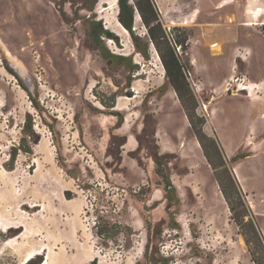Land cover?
Returning a JSON list of instances; mask_svg holds the SVG:
<instances>
[{
    "label": "rangeland",
    "instance_id": "374dc122",
    "mask_svg": "<svg viewBox=\"0 0 264 264\" xmlns=\"http://www.w3.org/2000/svg\"><path fill=\"white\" fill-rule=\"evenodd\" d=\"M118 1L0 0V264H264V0Z\"/></svg>",
    "mask_w": 264,
    "mask_h": 264
},
{
    "label": "trees",
    "instance_id": "16d2710c",
    "mask_svg": "<svg viewBox=\"0 0 264 264\" xmlns=\"http://www.w3.org/2000/svg\"><path fill=\"white\" fill-rule=\"evenodd\" d=\"M133 1L135 2V5L132 6L130 5L129 2L133 3ZM142 0H119V5H120V12H119V20L122 23V25L127 28L129 31L133 30V23H134V17H135V12L136 10H139L142 20L145 23V25L148 27V32L149 35L151 36L152 40L155 42L156 40V32L155 30L157 28H160V30L163 32V38L166 37V34L164 32V29L162 27V23L160 21V18L156 12L154 3L152 0H147V5H146V9L144 8L142 2ZM148 12V14H147ZM100 27V31H97V36L104 34L107 35L109 37H111L112 35H110L108 29H104L102 26V23L99 22L97 23ZM135 41L137 42V38L135 37ZM182 44V43H181ZM145 57H147L146 53L144 51H140ZM161 58L163 60L165 69L168 73V75L171 77V79H173V81H175L176 79L182 77L183 75V71H182V63L179 60V56L178 54L175 52L174 49H172L170 51V58L168 56H166L164 53H160ZM129 96H132V93H129ZM187 115L192 123V125H194L193 122V118L192 115L187 112ZM199 135V133L197 132V136ZM27 152H30V150L28 149H24ZM239 156H235L232 159L237 160ZM158 160V157H157ZM168 187L172 188V183L171 181H168ZM229 204L230 201H228ZM231 209H233L234 207L232 205ZM248 213H246L247 215ZM254 214L253 216L250 218L249 220V225L251 226L252 230L256 233V236L260 242V245H262V247H264V236L263 233L261 231V228L259 227L257 221L254 219ZM253 254V260L255 262V264H261V262L259 261V259L255 256L254 253ZM34 258L30 259L27 263L25 264H42V262L44 261V259L42 257H40V260L38 262H34ZM93 264H97V261L94 260Z\"/></svg>",
    "mask_w": 264,
    "mask_h": 264
},
{
    "label": "crops",
    "instance_id": "0c3cea01",
    "mask_svg": "<svg viewBox=\"0 0 264 264\" xmlns=\"http://www.w3.org/2000/svg\"><path fill=\"white\" fill-rule=\"evenodd\" d=\"M253 61H254V59H253ZM253 61H252V63H253ZM259 62H260V64L262 63V60H259ZM261 68H262V66H261ZM256 78V77H255ZM264 78V76H259V77H257L256 79H263ZM202 80V79H201ZM226 96V95H225ZM255 103L257 104V105H259V103L257 102V101H255ZM216 106V107H215ZM213 108H212V110H211V112H210V116H209V123L211 122L212 124H216L215 123V121H214V117L215 118H217L218 119V116H219V120L220 121H227V120H229L228 119V116H224V114H222L221 113V109L218 107L219 105H218V103H217V105H215ZM264 108V107H263ZM264 111V110H263ZM238 125H239V123H237ZM241 126V125H240ZM227 128L229 127V125H227L226 126ZM216 128H217V126H216ZM157 136H159V144H160V146H161V149H162V151L163 152H174L175 151V149L172 147V145L171 144H169V142H168V140H167V138L165 137V135L160 131V129H158V131H157ZM229 136V135H228ZM124 148L127 150V151H135V150H137V148H138V146H139V144H138V142H137V140H136V137H135V134H133L132 132H129L128 134H127V139H126V141H125V143H124ZM227 152L229 153V151L227 150ZM232 154H234V153H232ZM154 203H156L157 201H153ZM159 204H162V203H159Z\"/></svg>",
    "mask_w": 264,
    "mask_h": 264
},
{
    "label": "bare ground",
    "instance_id": "6f19581e",
    "mask_svg": "<svg viewBox=\"0 0 264 264\" xmlns=\"http://www.w3.org/2000/svg\"><path fill=\"white\" fill-rule=\"evenodd\" d=\"M117 1L118 0H106V2H108L109 4H110V9H114V13L112 14V15H114V14H116V10L118 9V3H117ZM227 1V0H226ZM112 15H110V17L111 18H113V16ZM139 21H140V18H139V16L137 15V18H136V25L139 23ZM119 25L121 26V23L119 22ZM110 27V26H109ZM122 27V26H121ZM122 29L124 30V31H127L124 27H122ZM116 32H118L119 33V31H116ZM221 51V49L220 48H214V52L215 53H218V52H220ZM262 82V81H261ZM255 86V85H254ZM245 88H247L246 86H243V87H240V89L239 90H234V95H237V93H238V91H242V90H244ZM249 88V87H248ZM254 88V87H253ZM216 119V118H215ZM32 258H34V257H31L30 259H32ZM29 259V260H30ZM48 258H46L44 261H43V263L42 264H47L48 263V260H47ZM29 260H27V258H26V260L24 261V264L26 263V262H28Z\"/></svg>",
    "mask_w": 264,
    "mask_h": 264
},
{
    "label": "built area",
    "instance_id": "2783aa9c",
    "mask_svg": "<svg viewBox=\"0 0 264 264\" xmlns=\"http://www.w3.org/2000/svg\"><path fill=\"white\" fill-rule=\"evenodd\" d=\"M239 89H240V87L237 90H239Z\"/></svg>",
    "mask_w": 264,
    "mask_h": 264
},
{
    "label": "water",
    "instance_id": "95a60500",
    "mask_svg": "<svg viewBox=\"0 0 264 264\" xmlns=\"http://www.w3.org/2000/svg\"><path fill=\"white\" fill-rule=\"evenodd\" d=\"M137 11V10H136ZM120 22V21H119ZM121 23V22H120ZM127 29V28H126ZM43 263V262H42Z\"/></svg>",
    "mask_w": 264,
    "mask_h": 264
}]
</instances>
